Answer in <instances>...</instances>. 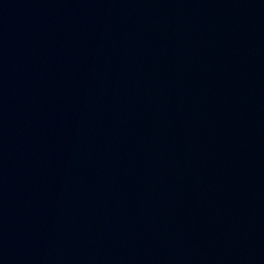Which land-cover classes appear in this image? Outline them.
Segmentation results:
<instances>
[{
  "label": "water",
  "instance_id": "1",
  "mask_svg": "<svg viewBox=\"0 0 264 264\" xmlns=\"http://www.w3.org/2000/svg\"><path fill=\"white\" fill-rule=\"evenodd\" d=\"M0 264H264V0H0Z\"/></svg>",
  "mask_w": 264,
  "mask_h": 264
}]
</instances>
